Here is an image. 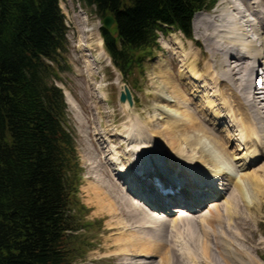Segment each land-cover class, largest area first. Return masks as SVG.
Returning a JSON list of instances; mask_svg holds the SVG:
<instances>
[{
    "label": "rangeland",
    "instance_id": "rangeland-1",
    "mask_svg": "<svg viewBox=\"0 0 264 264\" xmlns=\"http://www.w3.org/2000/svg\"><path fill=\"white\" fill-rule=\"evenodd\" d=\"M256 1L262 3L261 14H259L258 18H264V0ZM218 4L220 5V0H215V5L212 9L206 12H200L201 14H196L192 23L193 37L191 40L187 39L178 31L160 34L159 48L153 51L152 55L145 60L143 71L140 72V70L136 68L133 72H130L127 75V79H125L122 72L113 65L105 49L101 33L102 26H104L103 19L94 12V8H88L86 5L76 0H60V6L66 16V22L69 28L68 48L62 63L63 70H58L60 79L55 80L54 84L61 88L64 93L69 114L68 126L75 139V147L80 165L78 193L76 194V211H78V219L81 225H84L83 230L78 233V237L76 236L74 239L76 250H73L71 253V264H160V259L164 257V255L160 253H154L157 256L153 257H142V255H146L143 253L150 252L152 247L150 246L151 248H149L147 244L139 245L134 243L139 242L134 240L137 236L146 239L149 238V236L147 237L148 234H144L145 230L136 228V225V227H133L136 228L133 231L131 227L134 226L133 224L137 221L145 226L150 224V228L153 230H157L161 226L154 221H150L149 218H143L146 216H138V218L135 219L131 218L122 204L118 202V196H120L119 192L112 186L108 188L105 178L115 183L112 176L113 167L111 168L110 165L112 160H105V156L100 154L99 146L95 142L94 132L99 131L97 129L104 131L106 128H111L112 132H123L127 128L129 132L135 135L136 130H134L133 126H136L139 133L142 135L140 138L144 139L147 137L148 141L163 159L164 164H167L171 159L168 149L170 145L166 143L167 140H169L167 135L168 130L171 132L169 135L174 136L177 144H181V151H188L189 153L193 151L183 145V141L186 140L185 137L187 136L185 135L184 137L185 133L183 131L180 130L181 133H176L168 129L170 125L169 122L174 121V119L167 113L168 110L162 107L165 106L176 109L179 111V115L182 114L185 109H189L191 113L196 114L197 109H195L196 106H194V102L201 104L204 101L203 97L199 102L189 96L190 91L187 90L184 85L187 84L190 90L193 89L190 83V76L185 75L186 78L180 77V61L182 60L181 56L183 54H189L190 52L194 53V57L198 59V70L206 74L208 79H212L213 76H211V73H208L207 69L204 68L208 61L211 62L210 55L204 48V33L202 36L195 33V20L197 17V19L204 17L211 18L214 16L215 11L223 10L226 7L219 6ZM215 8L217 9L213 12ZM254 19H257V17L251 16L250 19H246V21H249H247L248 24L242 22L241 26L243 29L242 31L237 30V34L246 35L243 37V41H246L245 43L254 42V44L258 46V50H260L264 39V30L256 28L257 32L253 31L252 25L253 27L256 25ZM258 27H263V25L260 24ZM245 38H248V40H245ZM205 41L208 40L205 39ZM207 43L208 42H206V45ZM237 44L238 50L240 51L241 48V51H243L244 49L241 47L242 42H237ZM209 49L211 52H214L212 47H209ZM262 49H264V46ZM241 51L239 53H241ZM236 52L235 50V56ZM86 54L88 56H86ZM213 55L218 65V56H221L222 52H218L217 54L214 53ZM254 56H256V53ZM191 60H193V58H191ZM259 60L260 59L256 62L258 64L255 77L259 74L262 76L264 72V57L262 59L263 63H260ZM91 68L93 69L89 72ZM117 80L121 81L120 84H126L130 88L134 98L133 106L135 107L132 111V118H130V120H136L135 118H137V123L134 121L135 124H131V121L127 122V118L123 117V113L120 110L118 105L119 88L116 85ZM259 82L257 84L258 86L261 84ZM99 86L104 88L103 93L107 100L101 103L102 105L97 103L98 95L102 96L101 92L99 93L98 91ZM239 86L240 88L242 87L241 84ZM224 89L227 91V88L224 87ZM231 95H229V98H231ZM241 96L242 94L238 93L235 95V98L240 100ZM167 101L170 102L167 103ZM216 103L219 102L217 101ZM173 105H179L180 109H177V107L174 108ZM243 115L248 118L251 117V120L253 119L251 113L244 112ZM203 123L208 129L210 137L215 135L220 142L225 145L230 155L232 154V158H234L236 154L242 153V151H237V144L240 143L225 138L227 137V133H224V135L223 133L220 134L224 128L233 131V127L230 128L227 123L221 126L219 124L217 127L210 126L209 122L207 124L206 121H203ZM182 126L184 127V125ZM217 130L220 131V133ZM149 132L157 133V140L160 143H166V147L164 149L162 148L163 150L160 149L158 142L149 136ZM114 140V144L111 146L106 145V149H110L112 146L115 147L122 143V147L117 152L123 156L122 150L126 147L124 144L126 140H123V142L122 139H120V141L114 138ZM143 146L144 145L140 148ZM166 148L168 149V153H165L167 152ZM199 156L201 155L199 154ZM134 160H136V158ZM258 160L242 171H240L236 163H233L232 166L229 165L230 170H233L236 174L234 176H237V179L233 182H229V178L224 177L225 179L222 182L217 181L218 186H221V183L228 185L227 192L223 190L224 187L222 189H216L220 192V195L216 198H210L211 200H207L203 203L204 206L202 205L200 209L196 211L189 208L188 212H190L188 219L182 220L183 223L180 222L179 227L177 228L176 226V229L174 226H169L170 222L180 217V214L173 212V210L176 209L175 206L172 207L171 214H168L169 212L165 210H156V212L153 210L157 216L161 218L163 216V218L168 219L169 222L167 221L168 224L166 227H163V229H165V233H168L167 235L170 237L168 241H172L173 239V242L169 241L172 244V248H174L175 245V248L181 249L180 246L178 247L180 243H186V246H189L191 251L189 252L192 255L190 257L192 259L186 256L184 257L185 259L181 258V261L184 260L185 264L193 261V258L194 263L191 262L190 264H264V155H262V151ZM108 162H110V164H108ZM96 170L98 172L99 170L101 171L98 175L102 178L101 180L104 179L101 183L97 182L98 176L95 175ZM210 170L212 173L215 171L214 168L211 167ZM241 172L244 174L248 173L249 176L252 177H257L258 185L259 183L263 185L262 190L256 187L254 179L248 181V183L247 181H244V183L242 182L245 194H248L247 196L245 195L247 199L243 198L244 201H241V186H239L240 184L237 182L242 175ZM204 175L207 179L209 178L207 172H204ZM190 178H192V174ZM182 179L184 180L183 177ZM194 181L198 182V180ZM208 181H211V179ZM189 182L190 181H188L187 186ZM99 185L104 188L101 189L99 187L100 189L97 190L96 187ZM237 185L238 187H235ZM232 194H235L234 199V195ZM105 197L110 198L113 204L107 201ZM228 200H231V203L234 202V214H236L235 211L236 208H238L237 213L239 219L236 217L233 219L231 216L232 214L228 215L225 212V203ZM214 201L219 204V208L222 212L220 213L222 215L220 218L222 223H200L212 207L211 205L213 204L210 205V203ZM138 202L142 207L150 209V206L148 207L144 202ZM153 211L151 210V212ZM189 218L193 221H189ZM126 226L129 228L125 229ZM180 229L181 231H179ZM149 239L151 240V238ZM161 242L163 243L164 241L161 240ZM206 243L208 244V252L204 253L205 250L203 246H205ZM168 248L166 249L168 250ZM127 254H139L141 256L128 257L126 256ZM193 254L195 255L194 257ZM173 257H175V255H173ZM231 257L232 259L235 258V260H232ZM171 262L173 264H180L178 263L179 261L175 263L172 259Z\"/></svg>",
    "mask_w": 264,
    "mask_h": 264
},
{
    "label": "trees",
    "instance_id": "trees-1",
    "mask_svg": "<svg viewBox=\"0 0 264 264\" xmlns=\"http://www.w3.org/2000/svg\"><path fill=\"white\" fill-rule=\"evenodd\" d=\"M104 19L105 49L125 79L160 34L193 37L215 0H76ZM69 28L60 0H0V264H71L80 165L58 70ZM82 227V228H81ZM74 246V247H73Z\"/></svg>",
    "mask_w": 264,
    "mask_h": 264
},
{
    "label": "bare ground",
    "instance_id": "bare-ground-1",
    "mask_svg": "<svg viewBox=\"0 0 264 264\" xmlns=\"http://www.w3.org/2000/svg\"><path fill=\"white\" fill-rule=\"evenodd\" d=\"M219 6L226 7L223 10L221 9L220 11L217 10L215 12L214 10H216L217 8L213 9L214 16L211 18L204 17L197 19V17L195 20V33H198V35L200 36H202L204 33V48L205 51H208L210 60L212 62L211 63L210 61H208L204 68L207 69L208 73H211V76H213L212 79H208L206 74L201 73L198 70V59L197 57H194V53L190 52L189 54H183L181 56L182 60L180 61V77L186 78L187 75L190 76V83L193 89L190 90L187 84L184 85L185 88L190 91L189 96L193 97L199 102L203 97L204 101L201 104L198 102H194V106H196L195 109H197L196 114L191 113L189 109H185L183 110L182 114L179 115V111L176 109H171L170 107L165 106L162 107L167 109V113H169V115L174 119V121L169 120L170 125L168 129H171L172 132L176 133H181V131H183L185 133L184 137L185 135H187L185 137L186 140L183 141V145L187 146L193 151L191 153H189L188 151H181V144H177L174 136L169 135L171 134V132H169V130L167 129L168 131H166L169 140H167L166 143L171 147L170 149V147L167 146L169 149V156L171 157L170 160L173 162L169 160L167 164H164L163 159L148 141L147 137L144 139L140 138V136L142 135L139 133L136 126H133L134 130H136L135 135L129 132L127 128L123 132H112L111 128H106V130L104 131L97 129L99 131L94 132L95 142L99 146L100 154H103L105 156V160H112V163L110 164V162H108V164L111 165V168L113 167L112 176L115 180V183L105 178V182H107L108 188H111L112 186L117 190V192H119L120 196H118V202L122 204L131 218L135 219L138 218V216H146L143 218H149L150 221H154L158 223L159 226H161L159 229L153 230L152 228H150V224L145 226L144 224H141L139 223V221H137L135 224H133L134 226L131 227L133 228L137 226L136 228L144 229V234H148L147 237L149 236V238H151L150 240L149 238L146 239L144 237L137 236L134 239L135 241H139L138 243L134 242L136 244H147L149 248L152 247L150 249V252L143 253L146 255H142L140 253L142 257L157 256L154 253L163 254L164 257H160V264H173L171 262V259L175 263L179 261L178 263L185 264L184 260L181 261V258L185 259V256L191 258L190 256L192 255L190 254V248L189 246H186V243L179 242L180 245L177 244L178 247H181V249L175 248L174 244V248H172L171 242H173V239L172 241L169 240L171 241L169 242L168 239L170 237L167 235L168 233H165V229H163V227H166V225L168 224V219L163 218L162 215V218L160 216H157L154 211L156 212V210H165L170 213L172 212V207L178 204L181 206L189 207L196 205L195 207L199 208L201 206V203H205L207 200H211L210 198L213 197L208 194L210 190L215 193L216 197L220 195V192H218V190L216 189H222L224 187L223 190L227 192V184L221 183V186H218V182H222L225 179L224 177L229 178V182H233L237 179V176H234L236 174L232 169L230 170L229 165L232 166L233 163H236L240 171H242L248 168L250 164H253L258 160L261 151L262 155H264V72L262 76L257 75V77H255L256 67L258 64L256 62H258V59H260L259 62L263 63L262 59L264 57V49H262V47L264 46V39L261 46V52V49L258 50L259 48L258 46H256V44H254V42L245 43L246 41H243V37H245L246 35L244 36L243 34H237V30L242 31L243 29L241 23L245 22L246 24H248L249 21L247 20V22L246 19H250L251 16L257 17V19H254L256 25H254V27L252 25L253 31L257 32L256 28L264 30V18H258L259 14H261L262 3H259L256 0H220ZM260 24L263 25V27H258V25ZM205 39L208 41H205ZM245 40H248V38H245ZM206 42H208L207 45ZM237 42H242L241 47L244 50L241 51L240 48L241 53H239L240 51L238 50ZM209 47L213 48V53L211 52ZM235 50L237 51L236 56L234 55ZM218 52H222V55L218 56L219 63L217 65V61L214 58L215 56L213 54H217ZM255 53L256 56H254ZM86 56L88 55L86 54ZM191 58H193V60H191ZM92 69L93 68H91L89 72H91ZM120 82L121 81L117 80L116 83L119 88V97L124 87V84H120ZM258 82L261 83L259 86L257 85ZM240 84L242 85L241 88L239 86ZM224 87L227 88V91L224 89ZM103 89L104 88L102 86H99L98 88L99 93L101 92L102 95H98L97 97L98 104L107 101L105 98V94L103 93ZM238 93L242 94L240 100H237L235 98V95H237ZM229 95H231V98H229ZM179 96L182 97L181 95ZM119 100L120 99H118V105L123 113V117L127 118V122L131 121V124H135V122L137 123V118H135L136 120H130V118H132V111L135 107H130L127 104H121ZM217 101L219 103H216ZM169 102L170 101H167V103ZM179 105H173V107H177V109H180ZM244 112L251 113L253 119L251 120V117L248 118L243 115ZM202 120L206 121L207 124L209 122V125L214 127L219 126V124L220 126L224 125V123H227L230 128L233 127V131L228 128H224L221 133L220 131H217L220 134L223 133V135L224 133H227V137L225 138H227L228 140H233V142L237 141L238 143H240L237 144V151H242V153L236 154V156L232 158V154L230 155L225 145L222 144L215 135H213L215 137H210L208 129ZM182 125H184V127ZM157 135L158 134L155 132H149V136L156 142H158L160 149H164L166 147V143H160L157 140ZM114 138H116L117 140L122 139V142L123 140H126V143L124 142L126 147L122 150V153L124 154L123 156L122 154L117 152L122 147V143L116 145L115 147L112 146L110 149H106V145L111 146L114 144ZM142 145L144 146L140 148ZM168 149L165 153H168ZM199 154L201 156H199ZM133 158H136V160H134ZM210 167L214 168V173L211 172ZM100 170L99 172L96 170L95 175L98 176L101 173ZM204 172L208 173V179L207 177H205ZM191 174L192 178H190ZM153 177L158 178L162 185L166 184L168 187L170 186V188L172 187L176 189V191H173V194H168L166 196L160 194L155 184H152L150 181L151 178L153 179ZM182 177L184 178V180L182 179ZM256 178L257 177L249 176L248 173H242L239 181H237L238 184H240L239 186H241V201H244L243 198L247 199L246 196L248 195L245 194V189L242 182L244 183V181H247L248 183V181H252L254 179V184L256 185V187H258L259 189H262L264 187L262 183H259V185L261 186L258 185V178ZM101 179L102 178L98 176L97 182L101 183L104 181V179ZM202 179H211L210 182L215 185V188L212 189L211 183L207 185L203 182H201L202 185L194 184L193 182L190 183L191 181H201ZM188 181L190 182L187 186ZM99 187L101 189L104 188L103 186L99 185L96 187V189H100ZM176 187H181V190ZM235 187H238V185ZM232 195H234V199L235 194ZM105 199L112 203V200H110V198L105 197ZM138 201L144 202L146 205H148V207L150 206V209L152 208V211H154L151 212L149 208L146 209L142 207ZM187 201L195 202L197 204L189 205ZM210 205L212 207L208 211V214L205 215L203 221L200 223H222L220 221V218L222 217L220 213L222 212L219 208V204L214 201L213 203H210ZM237 209L238 208H236L235 211L236 214H234V202L231 203V200L226 201L225 212L228 215L232 214L231 216L233 219L234 217L239 219ZM173 212L182 214L180 215L179 219H176L175 221L169 223V226H174L176 229V226L178 228L180 225L179 223L182 222V220L188 219L190 211L188 212L184 208H177L174 209ZM189 221L193 220L189 218ZM126 228L129 227L126 226L125 229ZM136 228H133V231ZM181 229L179 231H181ZM206 233L208 235L207 231ZM161 240H163L164 242L162 243ZM207 247L208 244L206 243V245L203 246L205 250L204 253L208 252ZM166 248H168V250ZM141 255L127 254L126 256L137 257ZM173 255H175V257H173ZM194 256L195 255L193 254V257ZM233 259L235 260V258ZM191 262L194 263V258Z\"/></svg>",
    "mask_w": 264,
    "mask_h": 264
},
{
    "label": "water",
    "instance_id": "water-1",
    "mask_svg": "<svg viewBox=\"0 0 264 264\" xmlns=\"http://www.w3.org/2000/svg\"><path fill=\"white\" fill-rule=\"evenodd\" d=\"M103 24L105 28L110 29L114 24V18L111 16H106L103 19ZM119 99L121 104H127L128 106L133 107L134 101L128 85L124 84L123 91L121 92Z\"/></svg>",
    "mask_w": 264,
    "mask_h": 264
}]
</instances>
